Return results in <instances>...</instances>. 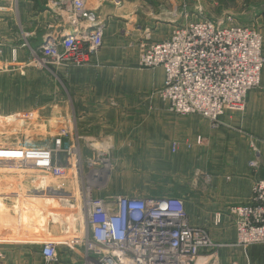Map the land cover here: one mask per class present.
Here are the masks:
<instances>
[{"label": "crops", "instance_id": "0c3cea01", "mask_svg": "<svg viewBox=\"0 0 264 264\" xmlns=\"http://www.w3.org/2000/svg\"><path fill=\"white\" fill-rule=\"evenodd\" d=\"M4 1L6 10L0 12V31L6 39L0 42V114H21L33 108L42 111L48 107L47 110L54 107L56 113H63L68 106L75 117V131L83 139L80 143L82 155L87 154V149H93L91 145L98 139L109 141L111 149L127 147L133 141L136 153L145 156L146 162L158 164V169L186 175L199 172L198 182L195 181L196 185L193 182L189 198L187 192L174 194L184 200L190 225L205 228L210 239L219 244L220 264H231L233 261L238 264H264V244L237 245L235 229L227 215V207L247 203L253 183L264 178V66L260 84L248 91L244 108L225 110L217 124L197 114L170 113L157 96L150 98L151 89L160 86L161 80H164V70L155 67L138 71L134 55L131 59L119 60L125 67L131 61L130 76H96L95 64L82 68L66 67L65 70L70 69L68 83L81 89L63 92L66 78L62 68L53 69L52 74L38 67L37 70H30L32 58L29 51L36 50L49 34L70 32L72 25L68 16L51 9L50 0ZM181 1L184 3L185 0H120L119 5L98 0H86L85 3L89 15H99L105 20L104 43L108 36L123 32L132 39L137 33L132 31L133 25L141 26V30L152 29L155 26L149 21L140 25L136 19L146 17L157 20L163 18L161 15L171 16L173 11H182L177 7ZM235 2L243 5L247 0ZM162 4L166 7L159 10ZM12 5L15 10L11 9ZM232 10L222 7L220 12L215 11V15L234 14ZM258 19L264 20V15ZM156 25L151 35V42L155 43L166 40L176 22L169 20L156 22ZM259 27L263 35L261 52L264 55V22ZM121 34L115 36L119 38ZM117 41L114 46L124 48L123 42ZM142 73L145 74L138 75ZM87 85H91L92 90L91 87L86 89ZM138 87H148L150 91L146 90L149 92L141 96L138 90H128ZM118 100L122 103H117ZM102 142L98 145L99 150ZM254 159L257 165L251 167L249 161ZM125 193L147 195L145 192L122 194ZM56 204L59 203L53 201L49 208L52 209H48L43 217L52 215L54 218ZM70 207H75V204L71 203ZM216 213L221 214V221L215 225L213 218ZM62 217L67 224L77 228L75 208ZM14 243L32 244L28 248L40 255V246L35 240L0 237V248L7 255L12 251L9 245ZM64 248L59 254L61 264L78 263L79 251ZM37 259L30 253L29 264H40Z\"/></svg>", "mask_w": 264, "mask_h": 264}, {"label": "built area", "instance_id": "2783aa9c", "mask_svg": "<svg viewBox=\"0 0 264 264\" xmlns=\"http://www.w3.org/2000/svg\"><path fill=\"white\" fill-rule=\"evenodd\" d=\"M85 1H49L51 9L68 16L72 30L43 38L36 50L29 51L30 65L53 71L60 66L84 65L97 54L106 24L99 15L88 14ZM98 1L120 4V0ZM231 19L228 13L215 20L191 21L186 17L166 40L156 43L151 42L149 31L142 32L137 64L141 68H163L159 96L169 111L197 114L217 124L225 110H241L248 91L258 86L264 66L260 32ZM240 36L245 37L244 43ZM252 41L257 44L255 48ZM159 50L167 53L158 58ZM253 50L254 59L244 67L239 56ZM248 67L258 71L256 84ZM197 95L206 97V107L195 103ZM60 124L56 135L14 144L11 152V158L22 166H36L55 178L77 169L82 236L60 243L37 240L42 264H61L58 244L79 251L76 264H220L219 244L210 239L205 228L190 225L182 198L170 194L98 196L96 192L108 186L110 159L99 150L83 157L79 144L83 139L76 133L75 123ZM249 165L256 167V160H250ZM195 175L200 173L196 171ZM204 177L203 174L205 181ZM227 215L235 229L237 245L264 244V178L253 183L249 201L228 206ZM213 220L215 225L220 223L221 214L216 213ZM2 257L0 252V264H4Z\"/></svg>", "mask_w": 264, "mask_h": 264}, {"label": "rangeland", "instance_id": "374dc122", "mask_svg": "<svg viewBox=\"0 0 264 264\" xmlns=\"http://www.w3.org/2000/svg\"><path fill=\"white\" fill-rule=\"evenodd\" d=\"M180 3L181 4L177 7L182 9L181 12L178 11L174 13L173 11L171 16L161 15L163 18L157 20L140 17L136 19L137 23L141 25L149 21L151 25L156 27V22L164 23L165 21L168 22L170 20L177 24L183 22L186 17L191 21H200L203 19L215 20L222 17V15L217 17L215 11L220 12L222 7L224 9L233 8L232 11L234 14L228 13L232 18L231 22L254 27L260 32L261 38L263 37L259 26H261V23H263L264 20H260L258 17L264 15V0H247L243 5L237 4L235 0H185L184 3H182V1ZM6 6L7 4L5 1L0 0V12L1 10H6V8H4ZM165 7L166 5L162 4V6H159V10ZM11 9L15 10V7L13 6ZM155 27L152 29L147 27L141 30V26L138 28L136 25H133L132 31L137 33L132 39L128 38L129 35H126L124 32L122 34L120 33L121 37L119 38L115 35L120 34H112L108 36L104 43L102 42L101 48L95 56H93L86 64L75 66V68H82L86 65L95 64L94 75L96 76L101 77L104 75H111L116 78L124 74L130 76L128 74L130 73L131 66H129V62L131 61H128L125 67L122 65V61L119 62V60H128L134 55V57H136V70L146 71L147 69H153L141 68L138 66L137 44L140 41L142 32L149 31L152 35L154 34L153 31L155 30ZM171 32L172 31H170L169 34H171ZM2 34L3 32L0 31V42L6 40L5 36H2ZM17 34L19 35L18 32ZM114 39L123 42L122 45L124 48L119 49L115 47L114 44L115 42L118 43V41ZM120 51L124 52V54L122 55ZM66 67L69 66H60L56 69L60 70V68H62L64 78H66L63 92L81 89L79 86H77L79 88L71 87L68 83V75H70L68 70L70 69L65 70L67 69ZM157 67L159 69L162 68L161 66H156V68ZM30 68V70H37V66L34 65ZM46 72L52 74L51 70H46ZM144 74L145 73L138 75L143 76ZM161 84L163 85L162 80L160 86L151 89L152 91L150 92L149 97L157 96L166 107V102L159 96V90L162 88ZM86 87H88L86 89H90L91 85H87ZM128 90H138L140 91L138 95L141 96H144L145 93L150 91L148 87H138L133 90L128 88ZM146 90L149 91L146 92ZM32 97L34 98V96ZM49 102L51 101H48V103ZM117 103H122V100H118ZM47 109H49V107L42 111L33 108L21 112V114H0V233H2L0 237L2 238L30 241L43 239L54 240L57 243H60L64 242L67 238L75 236L80 238L82 236L81 193L77 169L72 168L67 170L65 176L62 178H55L45 170L34 168L36 166L32 165L22 166L21 162H17L15 159L11 158V152H13L12 145L17 143L21 144L23 143L22 141L28 139L41 140L45 137L56 135L58 129L62 126L60 121L61 123H75V117L68 106L63 113H56L54 107H50V110ZM166 110L173 113L169 111L167 107ZM70 130L71 128L69 131ZM101 142L103 143L102 149L105 152L104 156H107L110 159L112 169L110 170L108 186L105 189L96 192L98 196L104 197L123 192L135 194L136 192H145L147 196H160L163 194L174 195L176 192L180 191L182 193L187 192L189 198V193H192L193 182L195 185V181L198 182L199 177L198 175H195L196 171L191 172L190 175L188 174L190 177L187 179L188 175L184 173L169 172L158 169V164L146 162L145 156L136 153L137 149L135 148L133 141H130L127 147L111 149L109 147V141L98 139V141L93 143L94 145H91L93 149H87L86 155L91 156L96 154L97 150H99L98 148H100L98 145H100ZM80 143L81 142H79V144ZM86 155H83V157ZM74 159L75 157H73V160ZM70 177H72V179L74 177V179L72 180ZM71 180L75 183L74 192H71V183H69ZM185 182L186 185L184 186ZM47 200L48 202L45 203ZM53 201L59 203L53 208V215H55V217L52 218V215L43 217L45 212L51 207L50 203ZM71 203L75 204V207L73 208H75L76 211L78 224L76 229H74L75 227L71 226L69 223L67 224L62 217V215L65 216L70 209H73L70 207ZM46 204H48L47 207L45 206ZM59 215L61 217H58ZM37 224L38 228H36ZM35 234L37 235L34 236ZM5 244V246H8L7 243ZM28 245L32 244H11L9 246L12 247V251L10 254L8 252V255L0 248L4 264H29L30 253H32V256L38 257L37 260L42 264L43 260L41 256L37 251L28 248ZM64 247H66L64 244H58L56 247L58 258Z\"/></svg>", "mask_w": 264, "mask_h": 264}, {"label": "bare ground", "instance_id": "6f19581e", "mask_svg": "<svg viewBox=\"0 0 264 264\" xmlns=\"http://www.w3.org/2000/svg\"><path fill=\"white\" fill-rule=\"evenodd\" d=\"M240 38L243 40V43L245 42V37L244 36H240ZM252 46H254V48L256 47V42L255 41H252L251 43H250ZM165 52H163V51H158V55H157V57L158 58H161L165 53H167V50H164ZM262 53V52H261ZM254 56H255V50H253V51H250V52H246L245 54H242L241 56H239L240 57V60H241V62H243L244 63V67H247V62L248 61H252L253 59H254ZM263 68V67H262ZM262 68H261V70H262ZM248 70L250 71V72H252V74H254L255 75V77H254V80H253V82L256 84V80H257V73H258V71H257V69H255L254 67H248ZM260 75H261V72L259 73V77H260ZM164 76H165V72H164ZM259 84H260V78H259V82H258V86H259ZM257 86V87H258ZM195 103L199 106V107H201V108H203V107H206L207 106V99H206V97L205 96H202V95H197V97H196V99H195ZM244 104H245V102H244ZM244 104L242 105V108H244ZM241 107V106H240ZM99 152H100V154L101 155H105V152H104V150L101 148L100 150H99ZM78 175V174H77ZM42 178V177H41ZM71 179H72V177H70ZM73 179H74V177H73ZM72 179V180H73ZM42 180V179H41ZM69 181V183H71V192H74L75 191V187H74V185H75V183H73V181ZM79 180V179H78ZM42 182V181H41ZM63 187V186H62ZM79 188H80V185H79ZM48 202V200L45 202V203H47ZM52 204V202L50 203V205ZM47 205L48 204H46L45 206L47 207ZM50 208V207H49ZM81 212H82V210H81ZM82 214V213H81Z\"/></svg>", "mask_w": 264, "mask_h": 264}]
</instances>
